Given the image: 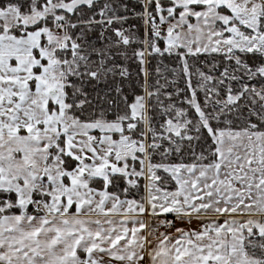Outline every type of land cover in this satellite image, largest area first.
<instances>
[{
    "label": "snow or ice",
    "instance_id": "obj_1",
    "mask_svg": "<svg viewBox=\"0 0 264 264\" xmlns=\"http://www.w3.org/2000/svg\"><path fill=\"white\" fill-rule=\"evenodd\" d=\"M0 264H264V0H0Z\"/></svg>",
    "mask_w": 264,
    "mask_h": 264
}]
</instances>
